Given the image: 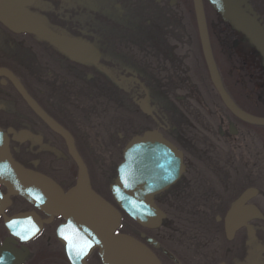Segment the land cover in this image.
Instances as JSON below:
<instances>
[{
  "label": "flooded vegetation",
  "instance_id": "af4514ba",
  "mask_svg": "<svg viewBox=\"0 0 264 264\" xmlns=\"http://www.w3.org/2000/svg\"><path fill=\"white\" fill-rule=\"evenodd\" d=\"M201 2L224 90L240 109L264 118L262 99L248 100L244 108L231 96L215 60L209 3ZM21 5L53 37L13 33L0 23V129L14 159L63 191L74 184V161L64 139L35 113L27 96L71 135L92 189L119 211L120 232L144 244L162 264H264V125L232 114L211 82L208 96H201L200 56L207 68L191 26L196 27L192 0H29ZM245 6L264 26V0H244ZM58 39L72 42L59 51ZM89 102L108 120L102 123L107 160H97L88 141ZM21 131L32 136L20 142ZM147 132L171 143L183 164L176 181L153 196L165 217L151 228L119 209L109 189L126 144ZM82 150L103 168L99 182L90 176ZM0 191L5 193L1 186ZM9 199L7 217L31 213L41 227L24 240L9 233L0 215L4 264H72L56 234L62 218L46 215L20 196ZM85 263L102 264L97 249Z\"/></svg>",
  "mask_w": 264,
  "mask_h": 264
},
{
  "label": "water",
  "instance_id": "95a60500",
  "mask_svg": "<svg viewBox=\"0 0 264 264\" xmlns=\"http://www.w3.org/2000/svg\"><path fill=\"white\" fill-rule=\"evenodd\" d=\"M28 1L0 0V23L13 33H28L49 40L53 37L50 29L21 5ZM207 1L220 20L239 36V40L249 45L264 71V26L250 8L244 7V0ZM192 3L209 79L222 103L240 119L264 125V118L240 109L224 90L211 54L202 2L192 0ZM70 42L69 39H58L56 48L65 51V46ZM237 43L235 39L232 45L235 47ZM25 98L35 113L64 139L77 171L74 185L63 191L51 178L13 159L7 133L0 129V186L5 189V193L0 191V215L9 233L27 240L41 227L40 220L34 214L24 213L13 217L4 214V209L10 203L9 196L18 195L46 215L63 219L56 234L72 264H86L85 259L94 249L98 250L103 264H161L144 244L130 235L116 232L120 213L90 187L86 166L74 147L71 135L31 98ZM18 136L21 142L24 137L32 135L21 131ZM116 171L109 189L119 209L144 227H157L165 216L154 204L153 196L167 189L183 171L180 151L160 134L147 132L128 141L123 150V160ZM248 192H244V201Z\"/></svg>",
  "mask_w": 264,
  "mask_h": 264
},
{
  "label": "rangeland",
  "instance_id": "374dc122",
  "mask_svg": "<svg viewBox=\"0 0 264 264\" xmlns=\"http://www.w3.org/2000/svg\"><path fill=\"white\" fill-rule=\"evenodd\" d=\"M209 5L206 4V17L210 19L211 25H208L209 33L211 34L212 42L215 47V60L219 67V70L225 76V82L227 83L228 89L234 98L238 99L242 106H244V94L248 99L253 100L254 98H260L264 101V73L259 67L258 57L253 53V50L247 43H243L239 40V36L231 32L227 25L223 24L218 15L215 14ZM208 19V20H209ZM191 26L193 28L195 25ZM238 40L237 45L231 46V42ZM220 44L224 45V51L220 50ZM229 45V46H228ZM217 47V49H216ZM231 58V64H228V60ZM200 70L198 72L199 79L201 82V96H208L207 89H211L210 83H208L209 76L203 67V61L200 56ZM250 76V82H245ZM196 96L193 89L190 90ZM89 114L87 115V135L88 141L91 144V148L95 149V156L97 160H107L108 151L103 149L104 140L108 135L102 132V123L107 121L99 114L98 109L92 102H89ZM85 132V131H84ZM108 139V138H107ZM247 140V138H246ZM79 142H81L79 140ZM246 141H244L245 143ZM81 149V148H80ZM87 164L89 166L90 176L99 182L102 177L103 168H100L98 164H95L90 158V155L82 150ZM74 161V160H73ZM77 166L75 162L71 167V176L75 174ZM111 170V169H110ZM112 171V170H111ZM127 220V219H126Z\"/></svg>",
  "mask_w": 264,
  "mask_h": 264
},
{
  "label": "trees",
  "instance_id": "16d2710c",
  "mask_svg": "<svg viewBox=\"0 0 264 264\" xmlns=\"http://www.w3.org/2000/svg\"><path fill=\"white\" fill-rule=\"evenodd\" d=\"M194 29V32L196 33V31H195V28H193ZM222 74H223V72H222ZM208 80V83H210V81H209V79H207ZM246 82V81H245ZM232 97H233V95H232ZM234 98V97H233ZM234 99H236V98H234ZM237 100V99H236ZM235 100V101H236ZM249 100V102H250V99H248V97H246L245 96V94H244V106H242V103L240 102V101H238V104H239V106H241V107H244L245 108V105H246V103H247V101ZM236 101V102H237ZM248 104V103H247Z\"/></svg>",
  "mask_w": 264,
  "mask_h": 264
},
{
  "label": "snow or ice",
  "instance_id": "6c2138e0",
  "mask_svg": "<svg viewBox=\"0 0 264 264\" xmlns=\"http://www.w3.org/2000/svg\"><path fill=\"white\" fill-rule=\"evenodd\" d=\"M65 239H67V237H65ZM70 249H71V245H70ZM83 249H80V251H82ZM0 264H4L3 258L0 257Z\"/></svg>",
  "mask_w": 264,
  "mask_h": 264
},
{
  "label": "bare ground",
  "instance_id": "6f19581e",
  "mask_svg": "<svg viewBox=\"0 0 264 264\" xmlns=\"http://www.w3.org/2000/svg\"><path fill=\"white\" fill-rule=\"evenodd\" d=\"M10 155H11V157L14 159L13 155L11 154V152H10ZM16 196H18V195H16ZM9 198H10V196H9Z\"/></svg>",
  "mask_w": 264,
  "mask_h": 264
}]
</instances>
